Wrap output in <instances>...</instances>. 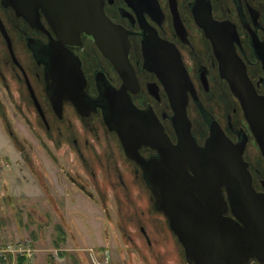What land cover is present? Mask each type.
<instances>
[{
    "label": "water",
    "instance_id": "water-1",
    "mask_svg": "<svg viewBox=\"0 0 264 264\" xmlns=\"http://www.w3.org/2000/svg\"><path fill=\"white\" fill-rule=\"evenodd\" d=\"M2 1L37 26L39 8L43 10L57 35L46 44L45 58L47 89L55 108L61 107L63 98L70 99L81 114L86 113L85 107H103L106 123L116 130L126 155L141 166L154 204L167 217L189 264H244L252 256L264 261V195L252 185L242 155L243 140L233 142L212 120L205 143L196 142L186 109L189 93L195 99L196 93L172 43L150 33L142 40V50L144 67L157 74L169 98L175 142L154 112L136 107L124 91L127 83H137L128 57L130 42L125 29L104 12L103 0ZM204 27L214 42L211 28ZM82 32L90 35L113 63L123 79L121 88L111 86L96 97L85 93L80 59L65 46L78 42ZM215 48L220 74L238 97L264 147V97L257 93L233 45L218 42ZM141 144L150 145L157 153L143 157L138 151ZM228 203L233 216L225 214Z\"/></svg>",
    "mask_w": 264,
    "mask_h": 264
},
{
    "label": "rangeland",
    "instance_id": "rangeland-1",
    "mask_svg": "<svg viewBox=\"0 0 264 264\" xmlns=\"http://www.w3.org/2000/svg\"><path fill=\"white\" fill-rule=\"evenodd\" d=\"M213 78L199 95L223 122L232 112L230 94L224 80ZM25 99L2 96L0 105V249L12 252L8 264L23 252L28 264H187L150 190L126 171L115 136L102 125L99 137L89 133L75 115L72 127L58 122L61 133L47 130L30 105L22 107ZM189 115L201 138L206 125L194 102ZM74 135L87 161L74 152Z\"/></svg>",
    "mask_w": 264,
    "mask_h": 264
},
{
    "label": "flooded vegetation",
    "instance_id": "flooded-vegetation-1",
    "mask_svg": "<svg viewBox=\"0 0 264 264\" xmlns=\"http://www.w3.org/2000/svg\"><path fill=\"white\" fill-rule=\"evenodd\" d=\"M103 9L112 21L125 29L129 38L128 57L135 69L137 83H127L124 91L129 94L135 106L152 110L171 140L176 141L171 122L173 111L166 90L157 74L143 65L142 40L152 33L177 48L191 77L196 99L189 93L186 109L196 142L199 145L205 143L212 120L219 123L233 142L243 140L242 155L247 162L252 185L257 193L264 195V147L260 145L251 129L238 97L221 76L219 58L215 50L218 42L233 45L245 63L247 74L257 93L264 97V0H103ZM38 13L40 26L34 25L25 16L18 15L11 5L0 0V105L3 102L2 96L9 102L12 97L18 96L19 99L22 96L26 98L21 100L26 101L22 107L26 109L30 105L41 125L47 130L58 128V133H61L58 127L60 121H66L69 126H73L70 118L72 115L79 118L83 129L98 137L96 131L102 125L103 131L115 136L122 156L128 161L127 166L125 165L126 171L142 179L150 190L141 166L126 155L116 130L106 123L102 106L97 105L96 109L92 110L85 107L82 110L86 113L81 114L70 99L63 98L61 107L55 108L47 89L45 58L48 52L46 44L50 42L51 36L57 38V35L41 8ZM204 24L211 28L214 42L206 33ZM65 46L80 59L85 75L83 89L89 97L105 93L111 86L121 88L123 79L90 35L82 32L78 42L66 43ZM63 69H67L65 64ZM55 76L61 77V74ZM213 77L224 80L230 94L232 112L225 113L223 122L206 108L199 95L200 90H210ZM191 102H194L205 121L206 132L201 138L195 132L193 120L189 115ZM86 137L82 140L85 145L88 144ZM71 142L76 155L82 161H87L79 138L74 135ZM138 151L145 158L157 153L155 148L147 144H141ZM251 153L257 154L255 158L258 163L251 161ZM90 172L95 177V172ZM118 177L123 182L120 171ZM223 193L226 195L224 188ZM150 195L154 208L164 215L169 226L165 214L154 204L153 193ZM225 214L233 216L229 203ZM142 231L146 234L144 228ZM184 257L189 264L185 253ZM244 264H264V261L252 256Z\"/></svg>",
    "mask_w": 264,
    "mask_h": 264
},
{
    "label": "trees",
    "instance_id": "trees-1",
    "mask_svg": "<svg viewBox=\"0 0 264 264\" xmlns=\"http://www.w3.org/2000/svg\"><path fill=\"white\" fill-rule=\"evenodd\" d=\"M12 261V252L9 250L3 251L0 255V264H8ZM15 264H28V258L25 252L17 254Z\"/></svg>",
    "mask_w": 264,
    "mask_h": 264
},
{
    "label": "built area",
    "instance_id": "built-area-1",
    "mask_svg": "<svg viewBox=\"0 0 264 264\" xmlns=\"http://www.w3.org/2000/svg\"><path fill=\"white\" fill-rule=\"evenodd\" d=\"M3 251H5L4 248L0 249V255L3 253Z\"/></svg>",
    "mask_w": 264,
    "mask_h": 264
}]
</instances>
